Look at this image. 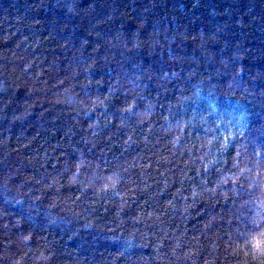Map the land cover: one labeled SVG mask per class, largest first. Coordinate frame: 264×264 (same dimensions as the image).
I'll return each instance as SVG.
<instances>
[{"label":"trees","instance_id":"obj_1","mask_svg":"<svg viewBox=\"0 0 264 264\" xmlns=\"http://www.w3.org/2000/svg\"><path fill=\"white\" fill-rule=\"evenodd\" d=\"M264 0H0V264H264Z\"/></svg>","mask_w":264,"mask_h":264},{"label":"clouds","instance_id":"obj_2","mask_svg":"<svg viewBox=\"0 0 264 264\" xmlns=\"http://www.w3.org/2000/svg\"><path fill=\"white\" fill-rule=\"evenodd\" d=\"M247 246L256 254L264 256V227H258L247 238ZM257 245H260L258 248Z\"/></svg>","mask_w":264,"mask_h":264},{"label":"snow or ice","instance_id":"obj_3","mask_svg":"<svg viewBox=\"0 0 264 264\" xmlns=\"http://www.w3.org/2000/svg\"><path fill=\"white\" fill-rule=\"evenodd\" d=\"M257 247L259 248V247H260V245H257Z\"/></svg>","mask_w":264,"mask_h":264}]
</instances>
